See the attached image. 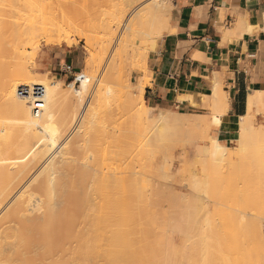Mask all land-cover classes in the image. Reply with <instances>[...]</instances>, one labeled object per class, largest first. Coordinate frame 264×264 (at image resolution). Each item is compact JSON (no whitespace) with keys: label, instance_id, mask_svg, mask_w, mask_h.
<instances>
[{"label":"bare ground","instance_id":"6f19581e","mask_svg":"<svg viewBox=\"0 0 264 264\" xmlns=\"http://www.w3.org/2000/svg\"><path fill=\"white\" fill-rule=\"evenodd\" d=\"M122 1L124 6L117 9L119 12H116L107 24L108 32L111 31L110 37L108 36L110 41L117 33L120 34L110 55V63H112L110 66L115 67L114 64L119 58L126 57V60L135 58V62L141 64L137 63L141 68L138 67L146 69L150 49L156 48L158 40L165 31L169 30L172 2L171 0ZM62 14L60 16L55 11L47 10L34 13L31 29L27 33L31 37L42 33L49 44H60L65 41L69 44L75 43L71 42L70 38L76 34L80 39L85 40L87 55L84 68L79 71L76 80L64 83L66 87L62 84L63 80L62 83L54 81L50 73L43 77L20 67L8 70L1 43L4 39L3 31L8 29L0 26V76H4L0 100V264H264V212H262L264 210L259 215L246 216L237 236L244 244L251 239L254 240L255 245L251 244L247 248L252 250L251 253L250 250L244 249L249 253L245 251L236 257H231L228 250L232 246L233 238L230 239L225 233L215 232L210 236L212 249L210 248L198 260L194 253H187L186 256L178 255L170 247L158 248L153 239L145 236V233L142 237L144 217L141 214L135 217L128 215L127 194L118 199L113 211L109 210L111 206H108L98 216H90L86 213V218L81 217V210L73 205L74 199L78 197L74 183L67 184L62 178L65 164L58 160L47 163L46 156L59 143V139L55 136L59 131L57 119L60 116H65L67 120L63 122L60 120V125L65 126V130L71 128L73 135L71 145L68 150L64 148L67 150L65 151L71 150L81 156L79 178L87 179L96 170L94 162L98 158L93 155L96 153L92 155L85 153L88 152V148H92L93 143L99 140L103 144L115 140L105 118L107 113L105 109L110 105L107 96L108 87L104 85L105 82L107 84V80H104L105 74L102 80L103 76L101 78L97 76L102 61L99 56L105 54L104 50H108L107 44L109 46L111 42L105 41L106 46L102 44L100 47L95 42V46L89 33L78 26L76 16L64 12ZM147 43L151 45L150 48L146 46ZM116 73L114 72V75ZM147 75L138 78L135 82L129 81L130 100L133 104L140 105L138 111L154 125V122L161 119L169 123L174 120L169 118L175 113L172 115L169 109L154 106L144 98L145 88L150 83ZM35 84L45 88L44 110L40 115L33 113L31 97L21 94L19 90L22 86ZM67 86L72 89L69 90ZM90 90L92 94L86 101ZM259 97L258 91L249 94L248 112L240 117L239 130L232 133L230 136L232 143L229 144L217 134L222 118L229 109L227 95L215 87L211 96H201L199 102L203 106L214 105L217 108L211 122L204 126L205 136L210 144L202 148L201 153L203 152L206 157H214L217 162L236 163V159L240 158L258 138L263 141L264 127L262 126L261 129L260 126L261 130L256 129L255 115L252 112ZM178 101L196 103L192 94L179 95ZM116 132H119V129ZM89 144L93 145L90 147ZM14 152H18L19 155L12 156ZM203 166L208 170L207 172L210 171L209 165ZM30 175L31 191L27 188V184L26 187L17 189L18 185ZM203 176L205 178H200L202 182L195 180L196 185L206 187L209 183L206 178L208 174ZM262 178L264 179V169L247 181L253 183ZM261 184L262 187L264 183ZM132 186L135 197L145 195L144 190L136 182H133ZM244 227L252 228L250 235L246 233ZM137 232L141 233V237L137 236Z\"/></svg>","mask_w":264,"mask_h":264},{"label":"rangeland","instance_id":"374dc122","mask_svg":"<svg viewBox=\"0 0 264 264\" xmlns=\"http://www.w3.org/2000/svg\"><path fill=\"white\" fill-rule=\"evenodd\" d=\"M121 1L0 0V26L8 29L7 31L3 29L4 33L1 31L4 34L1 43L4 47L2 54L7 63L6 67L8 70L18 67L28 69L43 77L50 73L54 81L60 83L64 81L62 84L66 87L67 82L74 81V76L65 71L66 66L70 64L77 71H82L84 68L87 55L85 40L80 39L76 34L70 38L71 42L75 43L69 44L65 41L60 44H49L42 33L31 37L27 32L31 29L33 14L40 10H47L55 11L60 16L63 12L76 16L78 26L85 29L92 41L98 43L97 46L100 47L102 44L106 46V43L110 41L111 31L108 32L107 24L116 12H119L117 9L124 6L122 5L124 1ZM10 31L15 34H11ZM2 33L1 38H3ZM119 36L118 33L113 36L109 46L107 44L108 50H104V55L100 54L103 58L99 56L102 61L100 63L99 60V71H97L99 78L105 74L106 79L103 76L101 80H107V84L104 81V85L108 87L107 96L110 105L108 109H105L107 112H105V118L115 140L109 144L107 142L103 144L101 140L93 143L94 145L91 144L92 148H88L90 151L87 150L88 152L85 153L89 155L96 153L93 154L98 158L94 162L95 173L87 179L79 178L81 156L71 150L66 152L71 145L73 135L71 128L65 130L66 127L60 125L59 121L63 122L66 119L65 116H60L58 121L56 120L59 131L55 136L60 144L58 143V147L49 151L46 156L47 163L58 160L65 164L62 178L67 184L74 183L78 197L74 199L73 205L81 210L83 218L87 217L86 213L90 216H98L108 206H111L109 210L113 211L118 199L127 194L128 215L135 217L141 214L144 217L142 237L144 233L145 236H150L160 249L170 247L178 255L183 256L194 253L198 260L210 248L212 249L211 234L221 232L230 236V239L233 238L232 246L228 250L231 257L250 250L247 248L253 244L254 240L251 239L244 244L237 236L246 216L264 212L262 211L264 210V179L262 178L263 183L262 179L253 181L254 184L252 181H247L264 169V140L254 139L256 142L236 159V163L217 162L214 157H206L200 151L210 144L205 136L206 127L204 126L211 122L212 115L217 110L214 105L203 106L199 100H196L195 104L188 102L190 107L187 108L169 105L172 115L175 113L174 116H169V120L173 118L175 121L167 123L166 120L161 119L154 122L155 125L148 121L138 111L140 105L133 104L130 100L129 81L135 82L146 75L150 53L157 49L158 44L156 48L149 51L146 69H140L141 67L137 65L139 62H135V58L126 60V57H122L124 60L119 58L114 64L115 67L112 68L110 55ZM146 46L151 47L149 43ZM109 72H113V76L112 74L108 76ZM114 72L117 73L114 75ZM3 81L2 75L0 76V100ZM67 88L72 89L68 86ZM91 90L87 97L85 96L86 101L92 94ZM86 101L84 99L83 102ZM59 107L62 109V106L59 105ZM81 110L79 109V113ZM254 115L255 127L261 130L264 127V96L255 108ZM182 119H185L184 121L188 119L186 124ZM118 129L119 132H116ZM93 142L96 141L93 140ZM226 143H232L231 137ZM18 155V152L12 154V156ZM203 165L205 167L209 165L210 171L207 172ZM180 169L181 171H177ZM202 174H208L206 178L209 183L206 187L196 185L197 181H201L200 178H205ZM133 182L141 186L145 192L144 196L133 195L135 192ZM255 182H260L259 186ZM25 185L31 191V175L26 177L17 189L26 187ZM260 188H263V192L259 190ZM243 229L250 235L251 227ZM137 236L141 237V233L137 232ZM244 249L247 250L244 251Z\"/></svg>","mask_w":264,"mask_h":264},{"label":"crops","instance_id":"0c3cea01","mask_svg":"<svg viewBox=\"0 0 264 264\" xmlns=\"http://www.w3.org/2000/svg\"><path fill=\"white\" fill-rule=\"evenodd\" d=\"M171 2L169 30L150 53L144 98L166 110L187 108L179 95L199 100L221 89L229 109L217 134L227 141L248 112L249 94L260 96L253 113L264 96V0Z\"/></svg>","mask_w":264,"mask_h":264},{"label":"built area","instance_id":"2783aa9c","mask_svg":"<svg viewBox=\"0 0 264 264\" xmlns=\"http://www.w3.org/2000/svg\"><path fill=\"white\" fill-rule=\"evenodd\" d=\"M65 71L74 76V80H76L79 71L75 70L72 65L68 64ZM19 90L21 94L31 97L32 111L35 115H40L44 110L45 88L42 85L35 84L22 86Z\"/></svg>","mask_w":264,"mask_h":264}]
</instances>
